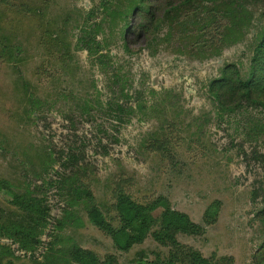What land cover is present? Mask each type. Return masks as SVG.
Wrapping results in <instances>:
<instances>
[{
    "label": "rangeland",
    "instance_id": "rangeland-1",
    "mask_svg": "<svg viewBox=\"0 0 264 264\" xmlns=\"http://www.w3.org/2000/svg\"><path fill=\"white\" fill-rule=\"evenodd\" d=\"M139 2L0 0V180L47 209L33 217L0 193V264H73L76 247L118 264L167 258L170 248L150 235L118 252L89 223L58 181L72 155L113 227L112 190L128 179L136 203L165 197L204 228L179 234L180 245L213 264L264 261V0L192 2L194 9L148 0L153 20L136 13ZM223 7L235 20L219 48L172 41V17L193 12L205 24ZM228 65L253 83V102L221 107L211 96ZM156 142L162 150L151 148ZM210 205L216 219L204 225ZM161 213H151L152 231Z\"/></svg>",
    "mask_w": 264,
    "mask_h": 264
},
{
    "label": "trees",
    "instance_id": "trees-1",
    "mask_svg": "<svg viewBox=\"0 0 264 264\" xmlns=\"http://www.w3.org/2000/svg\"><path fill=\"white\" fill-rule=\"evenodd\" d=\"M208 1L212 0H182V3H184V7L194 9L192 2ZM172 9L173 6L170 10ZM152 11L154 10L150 7L148 0H140L136 13L141 18L147 20L150 17L153 20ZM232 12L227 7L213 10L211 11L213 13L210 19L211 22L209 20L205 24L197 23L193 12L191 15L184 13L182 18L181 16L172 17L171 39L178 43L188 44L193 47V50L197 48L206 50L219 48L218 45L223 42V34L229 32L231 25L234 23L235 15ZM257 52H264V37L258 46ZM252 89L253 83L250 81L242 82L235 66L228 65L223 69L221 78L213 81L210 85V94L222 107L229 104V102L233 104H241L244 101L253 102ZM115 111L119 116L125 113L122 106H116ZM163 146L156 142V145L151 146V148L157 151L162 150ZM77 163L78 160L73 155L66 158L61 164L64 173L57 174L58 181L67 184L69 201L73 205L84 206L89 223L110 238L116 251L129 252L134 246L142 245L150 235L157 244L170 248L168 256L163 261L159 258L155 261L139 260L137 264H213L211 260L205 259L200 253L180 245L177 241L179 234L201 236L204 233V228L193 223L187 215L175 211L165 197H157L147 205L136 203L126 191L130 183L128 179L120 180L112 190L113 211L118 218V228L113 227L105 219L97 205L89 184H87L86 171L79 169ZM0 193L8 194L11 199L10 205L21 212L40 219L47 215V209L42 200L33 198L28 194L12 192L10 184L5 180H0ZM156 209H161L162 213L158 221V230L152 231L154 220L151 213ZM216 215L217 206L210 205L203 214V224L210 225L214 223ZM16 235L19 238L24 237L20 231ZM261 251V255H264V246L261 247ZM259 257H256V259H259ZM68 258L73 264H118L114 256L109 255L101 260L95 253L82 250L79 247L71 249L68 252ZM261 262L259 264H264V261Z\"/></svg>",
    "mask_w": 264,
    "mask_h": 264
}]
</instances>
